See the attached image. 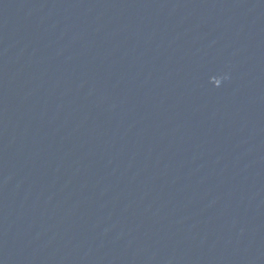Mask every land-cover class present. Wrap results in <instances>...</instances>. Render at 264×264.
Segmentation results:
<instances>
[{"label":"water","instance_id":"obj_1","mask_svg":"<svg viewBox=\"0 0 264 264\" xmlns=\"http://www.w3.org/2000/svg\"><path fill=\"white\" fill-rule=\"evenodd\" d=\"M0 264H264V0H0Z\"/></svg>","mask_w":264,"mask_h":264}]
</instances>
